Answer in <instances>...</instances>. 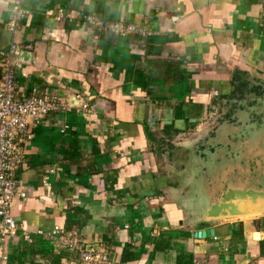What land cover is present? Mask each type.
Instances as JSON below:
<instances>
[{"label": "crops", "instance_id": "0c3cea01", "mask_svg": "<svg viewBox=\"0 0 264 264\" xmlns=\"http://www.w3.org/2000/svg\"><path fill=\"white\" fill-rule=\"evenodd\" d=\"M13 1L0 0V77L10 46H27L13 57L18 90L65 108L24 144L26 197L0 264H63L82 249L113 264H264V215L204 225L184 195L200 165L186 156L213 142L208 118L264 99V0H26L11 32ZM78 14L145 33L96 34ZM55 227L77 235L75 250ZM201 228L215 237L196 239Z\"/></svg>", "mask_w": 264, "mask_h": 264}, {"label": "built area", "instance_id": "2783aa9c", "mask_svg": "<svg viewBox=\"0 0 264 264\" xmlns=\"http://www.w3.org/2000/svg\"><path fill=\"white\" fill-rule=\"evenodd\" d=\"M25 1L14 0L10 7L8 28L11 32L27 16V11L22 6ZM62 16L60 14L57 20L63 19ZM66 17L71 19L69 15ZM77 17L92 27L96 34L127 36L145 33L143 28L132 24L107 23L86 14H78ZM26 49L29 47L15 44L10 46L9 53L3 60L0 77V238L3 242L14 237L18 231L16 221L11 215L14 201L26 197L17 178L23 162L24 144L32 138L33 130L42 125L49 114L65 108L57 95H40L36 91L25 93L18 90L13 57ZM82 109H87V105H82ZM48 236L63 238L69 250L77 247V235L66 233L59 227H55ZM25 239L29 241L28 237ZM63 264L113 263L109 255L103 252L82 249L78 252L77 260H69Z\"/></svg>", "mask_w": 264, "mask_h": 264}, {"label": "rangeland", "instance_id": "374dc122", "mask_svg": "<svg viewBox=\"0 0 264 264\" xmlns=\"http://www.w3.org/2000/svg\"><path fill=\"white\" fill-rule=\"evenodd\" d=\"M222 109L221 113L215 112L207 121V126L214 127L209 138L213 140L210 146L206 144L207 147L196 148L186 156L189 162L194 158L200 162V165L189 170L190 173L198 171L199 176L193 181L196 188L192 187V190L184 194L191 195L185 199L187 210L198 214L214 203L225 187L227 190L243 185L246 186L244 189L264 191V179L256 176L259 173L264 177V99L243 100L235 107L225 104ZM226 113H229L227 118ZM254 143H258V146ZM184 158V155H179L175 166L183 162ZM230 160L234 164H230ZM185 163L187 162H183V167ZM227 169H230L232 175L224 173ZM244 173L246 183L232 179L235 174Z\"/></svg>", "mask_w": 264, "mask_h": 264}, {"label": "water", "instance_id": "95a60500", "mask_svg": "<svg viewBox=\"0 0 264 264\" xmlns=\"http://www.w3.org/2000/svg\"><path fill=\"white\" fill-rule=\"evenodd\" d=\"M28 55H30L29 52L20 54L25 57ZM256 82L264 87V79H257ZM71 102V105H74L77 101L71 100ZM258 215H264V191L229 188L214 203L202 210L197 218V223L207 225L227 219ZM194 237L203 240L212 239L215 237V231L213 228H201L194 233ZM254 238L257 239L258 234H255Z\"/></svg>", "mask_w": 264, "mask_h": 264}, {"label": "flooded vegetation", "instance_id": "af4514ba", "mask_svg": "<svg viewBox=\"0 0 264 264\" xmlns=\"http://www.w3.org/2000/svg\"><path fill=\"white\" fill-rule=\"evenodd\" d=\"M237 161H238V160H237ZM226 162H228V161H226ZM263 162H264V161H263ZM231 163H233V160H230V164H231ZM233 164H234V163H233ZM224 165H225V164H224ZM229 170H230V169H227V171L225 170L224 173H226V175H232V172H229ZM256 176H257L258 178L261 177V178L264 179V177L261 176V174H259V173H258V175H256ZM232 179L243 180V181L245 182L246 179H247V177H246L245 173H244L243 175H242V174H241V175H240V174H235V177L232 178ZM248 181H249V180H248ZM245 183H246V182H245ZM258 185H259V184H258ZM256 186H257V185H256ZM242 187L246 188V186H243V185H242V186H241V185H240V186L238 185V186L235 187V188H242ZM223 191H224V192L226 191V187H225V189H224Z\"/></svg>", "mask_w": 264, "mask_h": 264}]
</instances>
